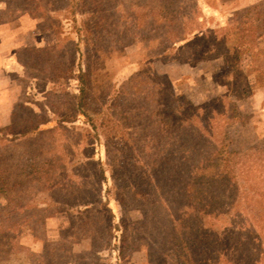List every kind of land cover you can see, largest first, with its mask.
Listing matches in <instances>:
<instances>
[{
  "label": "rangeland",
  "instance_id": "374dc122",
  "mask_svg": "<svg viewBox=\"0 0 264 264\" xmlns=\"http://www.w3.org/2000/svg\"><path fill=\"white\" fill-rule=\"evenodd\" d=\"M75 1L0 0V264H264V0Z\"/></svg>",
  "mask_w": 264,
  "mask_h": 264
},
{
  "label": "trees",
  "instance_id": "16d2710c",
  "mask_svg": "<svg viewBox=\"0 0 264 264\" xmlns=\"http://www.w3.org/2000/svg\"><path fill=\"white\" fill-rule=\"evenodd\" d=\"M82 0L75 1L76 4L81 3ZM84 6H81V11ZM79 10V11H80ZM90 24L89 23H84L82 25V28L86 30V38H88L92 31L89 29ZM87 48L91 47V41L90 39L86 42ZM88 54H86V60L88 62L87 66V71L83 72L80 71L78 75H76L75 79H77L78 82V94L75 100V113L80 114L86 118H90L89 110H88V104H87V99L89 95V91L91 89L90 82L93 79L94 72L95 70L97 71V68L101 67L102 63H100V58L101 55L94 49H89ZM2 181H4V186L2 187V190L0 191L3 196L6 199V203L10 202V197H9V186L12 185V181L8 183V179L5 178ZM14 186V185H13Z\"/></svg>",
  "mask_w": 264,
  "mask_h": 264
}]
</instances>
